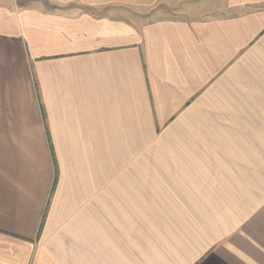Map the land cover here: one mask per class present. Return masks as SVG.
<instances>
[{
    "label": "crops",
    "instance_id": "obj_1",
    "mask_svg": "<svg viewBox=\"0 0 264 264\" xmlns=\"http://www.w3.org/2000/svg\"><path fill=\"white\" fill-rule=\"evenodd\" d=\"M0 264H264V0H0Z\"/></svg>",
    "mask_w": 264,
    "mask_h": 264
}]
</instances>
